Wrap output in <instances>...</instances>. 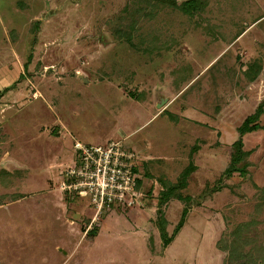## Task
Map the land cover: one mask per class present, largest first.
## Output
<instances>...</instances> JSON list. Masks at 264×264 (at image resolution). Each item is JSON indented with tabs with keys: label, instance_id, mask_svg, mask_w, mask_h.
I'll use <instances>...</instances> for the list:
<instances>
[{
	"label": "rangeland",
	"instance_id": "rangeland-1",
	"mask_svg": "<svg viewBox=\"0 0 264 264\" xmlns=\"http://www.w3.org/2000/svg\"><path fill=\"white\" fill-rule=\"evenodd\" d=\"M1 92L0 264L264 261V0H0ZM78 142L138 197L69 190Z\"/></svg>",
	"mask_w": 264,
	"mask_h": 264
},
{
	"label": "built area",
	"instance_id": "built-area-1",
	"mask_svg": "<svg viewBox=\"0 0 264 264\" xmlns=\"http://www.w3.org/2000/svg\"><path fill=\"white\" fill-rule=\"evenodd\" d=\"M77 164L71 172L74 183L69 190H80L81 195L90 194L96 204L111 206L122 201L125 191L132 192V198L138 197V181L135 173L133 155L126 153L123 143L108 144L107 147L75 144ZM119 203V202H118ZM134 202H129V205Z\"/></svg>",
	"mask_w": 264,
	"mask_h": 264
},
{
	"label": "trees",
	"instance_id": "trees-1",
	"mask_svg": "<svg viewBox=\"0 0 264 264\" xmlns=\"http://www.w3.org/2000/svg\"><path fill=\"white\" fill-rule=\"evenodd\" d=\"M198 8H196V3L195 1H190V2H187L185 5H184V10L186 13L188 14H192L193 15V12L194 10H197ZM8 91V89H6L5 91L3 92H6ZM1 92L0 93V96H2L4 93ZM264 109V106H261L257 109V113L255 114V118H257L260 114V112H262ZM255 118H248L245 122H244V125L242 127V129H240V139L237 141V143H235V146L237 147V150L238 152H240L243 148V142H242V136H244L246 133L248 132H251V131H255L257 129H259V126L258 125H255L253 126L252 128H250V124H251V120L255 119ZM242 158V155L241 153H239L238 155L235 156V158L233 159L230 167H229V170H227L224 174V178H230L234 173L238 172L237 169H236V164L239 162V160H241ZM240 174L242 176H246L247 174V171L245 169L239 171ZM192 173V172H191ZM190 174V171L188 173H185V177L186 176H189ZM222 182V181H221ZM140 184V183H139ZM170 192L168 193V196H165V200L168 199V197L170 196ZM187 211H184L183 212V215L181 217V220L176 228V231H175V234L173 235L172 238H168V234H166V229L165 227H161L162 228V236H163V242L165 244V246H168L170 245V243L172 242L173 238L176 237L180 231L182 230L185 222H186V219H187ZM164 222V225H165V221ZM91 234H93V231L91 232ZM237 254H240V251H238L237 249H233V250H230V261H233L234 260V257L237 255ZM229 261V262H230ZM250 264H258V261L255 260V261H252ZM261 264H264V261L261 262Z\"/></svg>",
	"mask_w": 264,
	"mask_h": 264
},
{
	"label": "water",
	"instance_id": "water-1",
	"mask_svg": "<svg viewBox=\"0 0 264 264\" xmlns=\"http://www.w3.org/2000/svg\"><path fill=\"white\" fill-rule=\"evenodd\" d=\"M164 103H165V101H162V102L158 105V107H159V108H162L163 105H164Z\"/></svg>",
	"mask_w": 264,
	"mask_h": 264
}]
</instances>
